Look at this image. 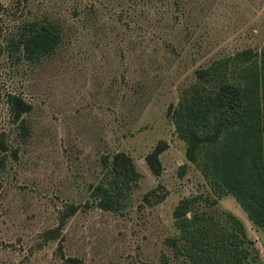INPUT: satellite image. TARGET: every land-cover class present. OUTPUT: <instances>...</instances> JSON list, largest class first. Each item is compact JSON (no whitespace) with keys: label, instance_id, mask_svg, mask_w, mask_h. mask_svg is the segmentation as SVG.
<instances>
[{"label":"rangeland","instance_id":"374dc122","mask_svg":"<svg viewBox=\"0 0 264 264\" xmlns=\"http://www.w3.org/2000/svg\"><path fill=\"white\" fill-rule=\"evenodd\" d=\"M45 18L60 29L55 50L23 58L10 39L21 21ZM262 45L264 0H0V264H181L166 237L177 235L172 208L184 196L236 215L250 239L245 264H264V226L231 194L213 195L169 116L195 67ZM10 93L30 103L24 136ZM158 140L155 175L144 155ZM116 151L140 176L123 206L103 209L89 185L101 155ZM150 188L163 198L144 201Z\"/></svg>","mask_w":264,"mask_h":264},{"label":"trees","instance_id":"16d2710c","mask_svg":"<svg viewBox=\"0 0 264 264\" xmlns=\"http://www.w3.org/2000/svg\"><path fill=\"white\" fill-rule=\"evenodd\" d=\"M60 36L52 19H25L10 42L23 58L38 60L55 50ZM7 103L24 136L27 127L22 113L30 109V103L12 93ZM169 116L185 142L186 159L198 168L213 195L231 194L252 224L264 226V45L234 49L195 67ZM163 148L158 140L144 155L155 175L161 171ZM6 149L0 139V172ZM10 152L15 156L14 149ZM100 162V176L89 185V195L97 206L117 209L129 198L140 173L123 151L101 155ZM154 191H146L143 200L160 201L163 194ZM193 200V196L180 197L172 208L177 235L166 237V243L173 255L183 256L181 264H245L250 239L240 219L230 211L217 216L205 213Z\"/></svg>","mask_w":264,"mask_h":264}]
</instances>
